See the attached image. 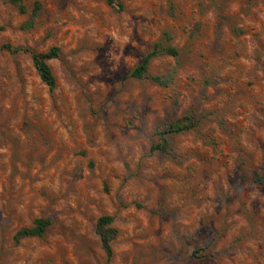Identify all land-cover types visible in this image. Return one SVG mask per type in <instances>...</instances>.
Masks as SVG:
<instances>
[{
  "label": "rangeland",
  "instance_id": "rangeland-1",
  "mask_svg": "<svg viewBox=\"0 0 264 264\" xmlns=\"http://www.w3.org/2000/svg\"><path fill=\"white\" fill-rule=\"evenodd\" d=\"M22 1L0 0V47L59 56L51 90L0 52V264H264V0ZM157 44L179 52L150 63L166 86L131 76Z\"/></svg>",
  "mask_w": 264,
  "mask_h": 264
},
{
  "label": "trees",
  "instance_id": "trees-1",
  "mask_svg": "<svg viewBox=\"0 0 264 264\" xmlns=\"http://www.w3.org/2000/svg\"><path fill=\"white\" fill-rule=\"evenodd\" d=\"M111 1V0H110ZM21 13H25L26 7L22 0H11ZM42 5L40 1H36L31 12V17L25 22L24 27L30 28L34 25L36 16L39 14ZM2 50H7L11 53H30L32 58V63L36 68L41 80L53 90L56 86L55 76L48 64V61L59 56V48L52 47L49 51L45 53L33 52L28 47L22 46H12L11 44H4L0 47V52ZM161 53H167L172 56L178 55V50L173 46L160 47L159 44L145 54L139 64H137L131 72V76L135 78H149L160 85H168L169 80L160 76H154L150 73V63L153 58L160 55ZM197 124L196 119L193 115H185L181 119H177L170 122L167 127L160 132L161 142L157 144L156 149H160L165 152H169V140L167 138L168 134H177L187 130L192 129ZM255 181L261 185H264V177L256 174ZM114 217L111 215H102L98 218L96 224V232L100 238V243L103 251L106 253L108 258L113 255L112 242L118 235V229L113 225ZM52 225V221L49 218H37L33 222L31 227H23L19 229L14 239L19 242L23 238L29 237H41L45 234L48 228Z\"/></svg>",
  "mask_w": 264,
  "mask_h": 264
}]
</instances>
